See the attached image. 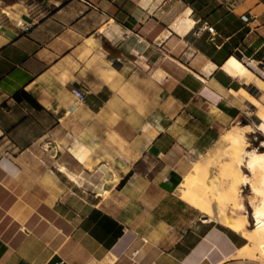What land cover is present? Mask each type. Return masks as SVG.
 <instances>
[{
    "label": "crops",
    "instance_id": "1",
    "mask_svg": "<svg viewBox=\"0 0 264 264\" xmlns=\"http://www.w3.org/2000/svg\"><path fill=\"white\" fill-rule=\"evenodd\" d=\"M233 57L264 82V0H0V264H264L176 194L233 128L264 151Z\"/></svg>",
    "mask_w": 264,
    "mask_h": 264
},
{
    "label": "bare ground",
    "instance_id": "2",
    "mask_svg": "<svg viewBox=\"0 0 264 264\" xmlns=\"http://www.w3.org/2000/svg\"><path fill=\"white\" fill-rule=\"evenodd\" d=\"M223 68L230 74L264 88L260 78L252 79L253 73L236 58L229 59ZM249 126L236 127L227 132L216 145L193 163L191 171L178 185V196L188 204L204 213V219L216 218L228 226L240 231L249 241L240 248V255H248L264 262V151L248 149L246 132ZM264 143V142H263ZM249 147V146H248ZM215 164L221 167L217 168ZM251 171L252 177L245 171ZM203 170L207 183L206 192L197 191L193 175ZM250 182L252 191L260 200L252 199L255 226L244 229L248 218L237 210L243 207L239 201V186ZM214 220V219H213Z\"/></svg>",
    "mask_w": 264,
    "mask_h": 264
},
{
    "label": "rangeland",
    "instance_id": "3",
    "mask_svg": "<svg viewBox=\"0 0 264 264\" xmlns=\"http://www.w3.org/2000/svg\"><path fill=\"white\" fill-rule=\"evenodd\" d=\"M195 158H196V156H195ZM198 159L200 160V163H199L200 166H202V161H203L202 154L197 155L196 160H198ZM215 165H216L217 168L221 167L219 164H215ZM193 176H194L193 177V181H194L195 185L198 187L197 188V191H200L202 193H205L206 192V188L205 187L207 186V183H206V180H205L204 171L201 169V170L198 171V173L194 174ZM177 190H178V188H177ZM176 194L178 195L177 191H176ZM188 205L190 206V209H191V212H192V216L194 217V216L198 215V213L200 211L198 209L194 208L193 206H191L190 204H188Z\"/></svg>",
    "mask_w": 264,
    "mask_h": 264
},
{
    "label": "built area",
    "instance_id": "4",
    "mask_svg": "<svg viewBox=\"0 0 264 264\" xmlns=\"http://www.w3.org/2000/svg\"><path fill=\"white\" fill-rule=\"evenodd\" d=\"M236 2H237V0H229V5H230V6H234V4H235ZM28 28H29V25H27V24H25L24 22H22V27H21V29H22V30H25V29H28ZM201 30H210V31H213L214 28H213V26H205V27L201 28ZM73 91H74V93L76 94V96H77L78 99L81 100V99L84 98L85 93H84V91H83L81 88L75 87V88H73Z\"/></svg>",
    "mask_w": 264,
    "mask_h": 264
},
{
    "label": "trees",
    "instance_id": "5",
    "mask_svg": "<svg viewBox=\"0 0 264 264\" xmlns=\"http://www.w3.org/2000/svg\"><path fill=\"white\" fill-rule=\"evenodd\" d=\"M16 95H17V97H18V93H17Z\"/></svg>",
    "mask_w": 264,
    "mask_h": 264
}]
</instances>
